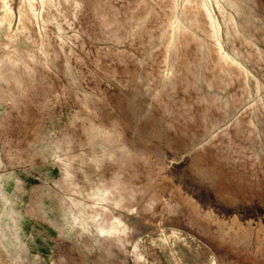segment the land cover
<instances>
[{"label":"rangeland","instance_id":"rangeland-1","mask_svg":"<svg viewBox=\"0 0 264 264\" xmlns=\"http://www.w3.org/2000/svg\"><path fill=\"white\" fill-rule=\"evenodd\" d=\"M0 264H264V0H0Z\"/></svg>","mask_w":264,"mask_h":264},{"label":"bare ground","instance_id":"bare-ground-1","mask_svg":"<svg viewBox=\"0 0 264 264\" xmlns=\"http://www.w3.org/2000/svg\"><path fill=\"white\" fill-rule=\"evenodd\" d=\"M47 3H51L53 2V0H45ZM10 59V61H13L15 64H18L21 62V60H19L18 58H8ZM89 171V170H88ZM91 172V171H90ZM90 172H87L86 175H88V180H86V178H83L82 179V183L80 185L81 187V191L85 194L86 197L88 198H92L94 199V204H97V203H106V205H110V204H117V201H116V198H111L110 196V188H103L102 186H100L99 184V179L98 177L97 178H91L90 180ZM104 174V173H103ZM90 175V176H89ZM88 205H83L81 210H80V215H82V217H84L83 219H85L87 216L85 215L86 212H85V208L87 207ZM92 215V217H97L98 213L97 214H90ZM99 228L104 231V230H107L109 232H112V233H117L119 234V236H121V234H124V233H128L130 228H131V225H130V222L127 220V218L124 216H122L121 214H116L114 216V220H112L110 222V225L109 226H105L104 223H100L99 224Z\"/></svg>","mask_w":264,"mask_h":264}]
</instances>
